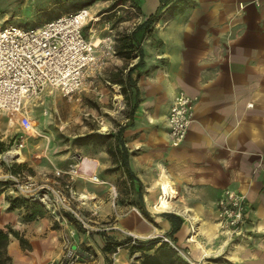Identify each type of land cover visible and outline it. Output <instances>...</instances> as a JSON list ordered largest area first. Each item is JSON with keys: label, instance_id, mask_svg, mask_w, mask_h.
<instances>
[{"label": "crops", "instance_id": "obj_1", "mask_svg": "<svg viewBox=\"0 0 264 264\" xmlns=\"http://www.w3.org/2000/svg\"><path fill=\"white\" fill-rule=\"evenodd\" d=\"M165 1L160 17L142 25L158 11L161 0H135L142 20L131 41L138 45L133 52L109 58L104 70L91 71L82 88L110 102L105 111L112 117L126 118L107 123L101 133L110 140L79 145L76 158L69 145L49 140H40L43 146L37 153L32 145L21 149L18 164H26L23 172L39 182L59 178L65 191L74 192L75 204L92 228H83L70 215L67 222L58 220L43 206L28 220L23 207L9 209L7 197L18 193L3 191L0 228L11 226L29 242L23 248L10 236L12 264H61L65 236L81 254L77 264H135L142 252L131 251L134 238H159L147 251L154 253L165 237L191 264H264V0ZM119 36L113 34L116 50L121 49ZM100 38L91 41L100 47ZM119 74L125 86L127 79L133 82L127 87L126 110L120 113L111 102L110 81ZM180 91L196 103L185 139L174 146L167 115ZM30 125H22L30 138L41 135L32 121ZM70 167L77 174H69ZM92 175L99 181L91 180ZM166 180L178 193L172 209L157 211L153 204ZM227 188L248 199L249 232L241 240L226 237L217 223L216 200ZM148 189L153 192L150 200ZM129 238L119 249H105Z\"/></svg>", "mask_w": 264, "mask_h": 264}, {"label": "built area", "instance_id": "obj_2", "mask_svg": "<svg viewBox=\"0 0 264 264\" xmlns=\"http://www.w3.org/2000/svg\"><path fill=\"white\" fill-rule=\"evenodd\" d=\"M91 19L94 17L89 7H81L32 28L15 25L0 27V113L19 115L22 125L30 129L31 120L24 110L28 99L45 90H59L72 96L84 87L91 71L102 67L104 61L101 54L115 55L111 38L98 47L85 36L84 27ZM111 99L115 111L120 113L126 110L127 103L119 84L112 85ZM195 101V98L180 91L171 103L167 122L170 141L174 146L182 143L187 135L194 117ZM24 146L21 140L4 150L0 149V165L6 170L5 177L0 180L11 181L10 190L39 201L44 208L56 214L58 220L67 222L65 214H69L83 228H92L90 221L75 204L77 197L74 192L69 188L68 192L65 191L59 178L39 182L23 171L14 173L8 170L13 164H18ZM68 173L77 174V171L73 169ZM57 175H61V172H57ZM90 179L98 180L96 176ZM216 211L222 234L231 240H241L248 235L249 204L245 194L225 189L216 200ZM164 240L169 241L167 237ZM132 243H136L135 238ZM63 245L65 254L60 263L77 264L81 254L73 249L71 238L65 236Z\"/></svg>", "mask_w": 264, "mask_h": 264}, {"label": "rangeland", "instance_id": "obj_3", "mask_svg": "<svg viewBox=\"0 0 264 264\" xmlns=\"http://www.w3.org/2000/svg\"><path fill=\"white\" fill-rule=\"evenodd\" d=\"M112 3L113 1L108 3L101 0L91 7L90 11L94 15V19H91L84 27V33L89 40L92 38L98 40L101 37L100 42L102 43L103 40L109 38L113 41L116 53L115 55L101 54V60L104 61L101 70L102 68L104 70L109 58L117 56L113 34L119 36V34L129 33L142 20L141 10L137 4L127 1L124 4L117 5L115 8H111ZM75 10L68 8L67 3L58 0H0V27L15 25L23 28H32ZM103 12L108 13L100 19L95 18L96 15L100 16ZM88 78L89 76L86 78L87 82L89 81ZM98 98V95L85 89L75 92L72 96H67L59 90H45L35 96L32 102L27 103V108H24L31 117L30 120L33 127L41 132V135L36 131L37 137L31 136L32 138H30V134L22 127V117L14 113L1 112L0 147L6 149L23 140L25 143L24 148L32 145L37 148V153L38 148L43 146L41 144L49 140V142L58 143L61 146L69 145V150L72 149V157L76 158L77 154H80L79 145L88 143L93 139L101 143L110 140L109 135L101 133L106 130L105 126L109 124V121L113 123L116 121L118 124L126 120L124 116L116 117L115 115L113 117L117 119L114 120L112 115L105 111L108 110L106 108H109L111 103L108 101L102 102ZM125 116L128 118V115ZM44 132H46L47 136L43 134ZM82 133L84 134L74 137V135ZM90 134L97 135L92 138L87 137ZM40 140H42V143ZM21 161L19 160V162ZM70 169L73 170L75 168L70 167ZM3 170L4 167L0 165V179L4 177H1V175L6 173H3Z\"/></svg>", "mask_w": 264, "mask_h": 264}, {"label": "trees", "instance_id": "obj_4", "mask_svg": "<svg viewBox=\"0 0 264 264\" xmlns=\"http://www.w3.org/2000/svg\"><path fill=\"white\" fill-rule=\"evenodd\" d=\"M64 3L68 4V8H72V9H79L81 7H88L90 5H92L96 0H58ZM127 1H131L132 3H135V0H113L112 6L111 8H115L117 5L119 4H124ZM180 1L182 3H188L187 0H177V2ZM168 3V1L165 0H161V5L158 9V11L153 14L148 20L147 22H144L142 25H145L146 23H148V21L153 22L155 21L159 16V11L161 10L162 7H164L166 4ZM183 4V5H184ZM161 15V14H160ZM141 27V24L137 25L136 28L134 30H132L130 32L129 35H127L126 33L123 35H120L117 38V41L119 42L121 49L117 50V56H124L125 55V50L127 51L129 49V51L133 52L135 47L138 45L137 43H133L132 40V35L133 32L135 30H137L138 28ZM130 52V53H131ZM138 54V53H137ZM135 54V55H137ZM127 57H133L131 54L127 55ZM133 68V67H132ZM132 68L130 69V71L132 70ZM130 78V77H129ZM110 81L114 84H119L121 86V91L124 94L125 100H126V95H127V87L132 86L131 80L127 79V86L124 85V81L122 80V77L120 76V74L118 75V77H115V79H110ZM130 83V84H129ZM97 134H90L87 137H93L96 136ZM100 135V134H98ZM108 135V134H106ZM0 149L4 150L2 147H0ZM125 164V167L127 168V171L129 172V174L132 177H136L134 175V173L130 170L129 166L126 165V162H124L123 159V165ZM26 164L25 163H19V164H13L12 166H10V168H8L9 171L14 172V173H18V172H22L25 169ZM11 185V181L9 180H0V195L3 191H6L7 189L10 188ZM7 199L10 202V206L9 209H16V208H21L23 207L26 211H28V214L26 215V218L28 220H32L36 217V215L38 213H40V207H42L43 205L31 198V197H26L23 196L21 194H17V195H9L7 197ZM138 202L142 205L143 204V196L140 195ZM143 213L145 215H147V212H145V210H143ZM166 214V213H165ZM169 218L171 219H175L177 218L178 220H181L178 216H176L175 214H171V213H167L166 214ZM66 216H69V214H66ZM177 229V228H175ZM14 236L17 239H19L20 244L23 248H28L29 247V242L27 241V239L17 230H15L13 227L11 226H7L6 229L0 228V264H12L11 262V258L9 257L8 253H7V246L8 243L10 241V236ZM131 238L124 240V241H120V242H115L114 244H112V246H110L109 244H107V246L105 247V249L109 250V251H113L115 250L118 246H121L123 244H125L126 242H128ZM160 241L159 238H153V239H149V240H137L135 244H133V246L131 247V251H141L142 254L139 258H136L137 262L135 264H191L188 260H186L185 257L181 256L179 254V252L172 247L171 245H169L166 241L162 242L154 251V253H147V251L153 249L154 247H156L157 242Z\"/></svg>", "mask_w": 264, "mask_h": 264}, {"label": "bare ground", "instance_id": "obj_5", "mask_svg": "<svg viewBox=\"0 0 264 264\" xmlns=\"http://www.w3.org/2000/svg\"><path fill=\"white\" fill-rule=\"evenodd\" d=\"M97 44L98 43L96 42V45ZM17 154L19 155V152ZM19 160H23L22 155L19 156ZM92 176H95V175H92ZM148 190H150L148 192L149 193L148 197L150 200V194L152 195L153 192L151 191V189H148ZM177 193L178 192L176 191L172 183L166 180L165 182L162 183L161 192L157 196V199L154 201L153 208L157 211L172 209L174 206V199L176 198ZM81 197L85 198L86 195H82Z\"/></svg>", "mask_w": 264, "mask_h": 264}]
</instances>
